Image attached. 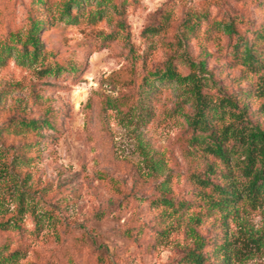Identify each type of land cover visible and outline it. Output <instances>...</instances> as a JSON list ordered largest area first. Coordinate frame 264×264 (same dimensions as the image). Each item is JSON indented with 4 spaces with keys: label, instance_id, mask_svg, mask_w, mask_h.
I'll list each match as a JSON object with an SVG mask.
<instances>
[{
    "label": "rangeland",
    "instance_id": "374dc122",
    "mask_svg": "<svg viewBox=\"0 0 264 264\" xmlns=\"http://www.w3.org/2000/svg\"><path fill=\"white\" fill-rule=\"evenodd\" d=\"M63 1L0 0V45L17 40L0 63V254H17L11 264H189L202 246L206 264H264V199L224 212L197 200L194 176L239 190L245 179L194 143L191 85L153 79L203 66L202 95L233 98L264 130V42L262 66L249 70L220 28L237 21L251 44L264 0H109L95 20L91 0L74 23L60 17ZM33 22L46 56L28 64ZM30 121L53 128L27 134ZM162 197L188 208L174 215Z\"/></svg>",
    "mask_w": 264,
    "mask_h": 264
},
{
    "label": "trees",
    "instance_id": "16d2710c",
    "mask_svg": "<svg viewBox=\"0 0 264 264\" xmlns=\"http://www.w3.org/2000/svg\"><path fill=\"white\" fill-rule=\"evenodd\" d=\"M48 0H37L38 3L44 4ZM91 0H64L59 11L62 19L68 20V23L77 22L78 19L84 17V12L87 6H91ZM109 0H98L96 7L89 18L95 20L96 16H101L102 9ZM263 4V3H261ZM76 10V13H73ZM43 23L33 22L32 28L29 31V36L21 51L22 62L31 64L37 62L41 55L46 53L42 51L38 41V33L41 31ZM222 31L229 35L230 38H235L236 44L233 47L234 54H239L240 60L249 70H256L262 64L258 61L259 51L257 47L264 42V32L258 33L251 44L245 41L242 36L237 33V21L222 22L220 24ZM190 32L197 30L196 26H189ZM17 42L16 39L4 42L0 45V63L9 57L13 46L11 43ZM29 47L32 48L29 51ZM61 66H56L55 75L62 71ZM194 68L187 77H181L174 67H167L161 73L153 75L154 82L160 86L166 84H188L191 85V92L196 97V113L191 121V125L198 132L194 136V143L205 146V150L219 160L223 165L230 167L231 163L236 166L242 173L245 182L242 183L241 190L238 185L229 184H214L210 180L202 179L200 176L192 177V181L197 185L202 192L197 194V200L203 201L210 205L209 208H216L222 212L227 211L240 200H245L252 205L264 199V130L258 125H254L247 118L246 107L240 108V103L233 98H223L213 101L211 96L202 95L203 74L198 72L204 71L201 66L198 69ZM74 69L72 71L75 72ZM226 119L230 120L226 124ZM21 126L26 128L27 134H33L41 128H53L49 121H30L22 123ZM231 187H234L233 189ZM207 191L206 193H203ZM166 193V190H162ZM159 206L171 210L174 215L182 214L188 208V205L183 202L175 203L167 197H162L158 201ZM191 207V205L189 206ZM39 226V225H38ZM202 246L190 252L187 255L186 261L189 264H206L205 257L202 255ZM17 254H12L8 257H3L0 254V264H11L17 258Z\"/></svg>",
    "mask_w": 264,
    "mask_h": 264
}]
</instances>
